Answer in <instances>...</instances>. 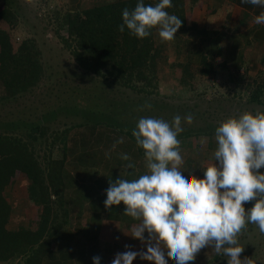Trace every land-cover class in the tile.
I'll return each mask as SVG.
<instances>
[{"label": "trees", "instance_id": "trees-1", "mask_svg": "<svg viewBox=\"0 0 264 264\" xmlns=\"http://www.w3.org/2000/svg\"><path fill=\"white\" fill-rule=\"evenodd\" d=\"M158 2L159 0H144L145 5H155ZM136 3L137 0H126L100 4L80 11L69 10L58 0H38L37 5L43 6L46 12L44 18L40 20L44 19L54 24V33L66 47L70 48L73 58L83 70L103 80L130 88L138 94H150L157 88L159 82L158 61L164 59L167 62L168 59L161 56L163 48L155 42L156 28L151 29L145 38L131 35L127 28L124 32L118 30L122 23V10L124 8L132 10ZM172 5L165 10L181 19L182 25L175 34L178 36L181 30L186 31L185 12L176 0H172ZM18 8L14 7L12 0L0 3V109L5 105L12 107L28 95L31 97L30 94L39 86L45 75L41 49L35 35L30 32V27L26 26L25 31L28 35L22 40L17 41L14 38V29L18 23L21 24V21L18 22L19 16L25 17ZM44 20L41 21L47 27L48 23ZM60 30L66 32L65 36H61ZM176 64L178 67H174V64L170 66L173 69L180 67L182 71L178 77V84L194 85L195 75L191 73L189 61L185 64L180 62ZM210 66L211 64L205 60V73ZM69 79L64 76L57 80L58 85L71 82L62 90L68 96L61 104L57 102L62 98L58 93L52 94L54 90L50 86L47 87L46 93L53 95L54 101L48 102L45 99L39 103L31 101L30 105L27 104L28 110L25 111V106L18 109L19 106L16 104L14 109H17L18 114L0 118V264H64L60 259L62 255L64 259L70 258L67 257V249L65 251L56 249L54 242L56 235L66 223V219L59 217L57 213L61 210L58 198L61 169L59 166L54 167L56 173L51 176L59 179L57 182L48 183L44 168L35 154L36 146L41 144L45 123L49 121L47 118L56 119L61 125L69 126L86 123L92 118L94 121L98 120L95 119L97 114L101 116L115 114V120L108 118V121L118 124L130 123L135 129L137 121L148 115L147 109H143L140 101L136 102L135 112L132 114L133 108L126 101L121 104L116 100L108 104L105 101V93L102 94L103 89L99 90L102 93L80 91L76 78ZM258 85L249 90L247 103H264V97L262 98L264 85L261 83ZM57 90L60 92L59 87ZM57 105L60 107H56ZM127 113L132 115V120L129 118L126 120ZM34 127L38 128L37 132L33 131ZM193 129H183L178 136L200 132ZM204 129L206 132L214 131L208 130L207 127ZM50 161L47 164H52ZM18 178L31 179L36 186L42 210L35 229L18 225L15 228L9 227L12 206L6 189ZM55 206L59 207V210H55Z\"/></svg>", "mask_w": 264, "mask_h": 264}, {"label": "clouds", "instance_id": "clouds-1", "mask_svg": "<svg viewBox=\"0 0 264 264\" xmlns=\"http://www.w3.org/2000/svg\"><path fill=\"white\" fill-rule=\"evenodd\" d=\"M243 2L264 9V0ZM172 6V0L155 5L137 0L132 10H122L118 30L127 28L131 35L145 38L156 28L162 41H171L182 25L178 16L165 10ZM255 23L264 25V11L255 16ZM182 119L190 124L193 116L175 115L171 123L141 117L132 131L147 171L133 180L121 175L109 180L103 203L109 208L123 202V214L137 221L130 235L145 243L146 250L116 253L111 264H132L137 256L154 264H167L168 258L189 264L205 247L226 257L227 264H255L251 257L241 258L244 248L238 237L249 223L264 233V110H245L219 122L217 147L212 161L202 168V178L181 171L177 137L183 131ZM123 142V137L116 141ZM120 158L131 160L126 153ZM134 167L131 162L125 165V169ZM250 201L254 203L246 210ZM92 261L99 264L100 257L93 256Z\"/></svg>", "mask_w": 264, "mask_h": 264}, {"label": "crops", "instance_id": "crops-1", "mask_svg": "<svg viewBox=\"0 0 264 264\" xmlns=\"http://www.w3.org/2000/svg\"><path fill=\"white\" fill-rule=\"evenodd\" d=\"M120 1L126 0H58L72 11ZM176 1L185 12L186 31L181 30L172 40L174 46L170 65L178 67L177 62L185 64L189 61L193 75H223L225 80L228 76L229 82L242 92L244 87H247L245 91L251 89L248 83L254 84L255 76H259V83L264 85V25L255 23V16L264 9L243 0ZM161 55L166 57L164 48ZM205 60L211 64L206 73ZM167 72L179 73L180 76L182 71L179 67ZM245 77L247 84L244 83V86L240 82ZM196 79L194 85H179V89L197 91L202 88L201 85H206L199 83V86ZM222 85L228 89L224 83ZM95 122L85 127L83 123L76 127L73 125L61 140L63 164L58 185L61 210L57 213L59 217L66 219V223L54 242L56 249L68 251L69 260L64 259L63 255L60 258L64 264H93V256L100 257L99 264H111L116 253L146 250L145 243L130 235L131 227L137 221L123 214V202L109 208H105L103 203L109 180L114 181L120 175L133 180L147 171L143 150L137 147L132 136L134 127L130 123H115L113 126ZM121 137L124 142L117 144L116 141ZM177 138L180 140L183 157L181 171H191L192 175L202 178V168L212 161L217 147L215 132L189 133ZM122 153L128 154L131 160H122ZM129 162L135 166L133 169H125ZM253 203H246L245 209L250 208ZM60 213L64 215L61 216ZM144 236L147 239V232ZM58 237L61 238L60 241L57 240ZM238 241L244 248L242 259L251 257L255 264H264V249L258 248L264 241V233L256 225L249 223L242 230ZM125 245L130 247L125 248ZM132 264L154 262L137 256ZM167 264H175V261L168 258ZM189 264H227V258L217 255L212 248L205 247Z\"/></svg>", "mask_w": 264, "mask_h": 264}, {"label": "rangeland", "instance_id": "rangeland-1", "mask_svg": "<svg viewBox=\"0 0 264 264\" xmlns=\"http://www.w3.org/2000/svg\"><path fill=\"white\" fill-rule=\"evenodd\" d=\"M3 1L4 0H0V3ZM12 1L14 7L18 8L19 6V11L21 10L25 16L24 18H20L19 16L18 22L21 21V24L17 22L19 25L14 29V38L17 41L22 40L24 36L28 35L26 32V26L30 27V32L35 35L36 41L41 49V58L45 74L43 80L39 83V86L36 87L34 92L30 94L32 96L29 97L28 95L26 98H23L16 103L19 106L18 109H23V106H25L24 111L28 110L27 104L30 105V103H32L31 101H33V103H39L42 99H45L48 102L54 101V96L47 95L46 93L47 87L49 88L50 86H52V90H54V92L51 93H58V96L60 95L62 98H60L61 100L57 102L58 104H61L63 99L68 96L62 90L66 87V84L69 85L71 82L68 81L65 82V85H58L57 80L60 77L64 78V76H66V78L69 79L70 76H73L70 77L69 80L76 78V83H78V89L80 91L85 90L86 92L93 93L99 92L100 89H103V93L101 91L100 92L102 94L105 93V101H107L108 104L114 103L116 100H118L121 104L123 101H126L128 105L133 108L131 109L132 114L135 112L134 107H136V102L139 101L142 103L139 104L143 105V109H147V117L151 116L153 118L163 119L169 123H171L175 115H180L183 118L187 114H191L193 116L192 123L189 124L182 119L181 126L184 130L194 128L195 130L202 132L206 131L204 128L207 127L209 128L208 130L213 129V132H215L219 122L229 116L238 117L240 113L245 110L253 112L257 109L264 110V103H247V94L249 92V90L245 91L247 87H244L245 90L242 92L239 88L237 89V86L232 85V82H229L230 77L228 78V76L226 77V80L223 75H210L212 76L211 78H207V76H195V78H197L196 83H200V85H207H201L202 88L197 91L182 88L186 86H182V89L180 90L178 84L179 73L176 74L167 72L168 70L170 71L173 69L169 65L170 61H172V47L174 46V42L172 40L162 41L159 38L157 31H155L154 34L155 42L164 48L166 57L168 56L167 58H169L170 56V58L167 62L164 59H160L158 61L157 77L159 82L157 88L151 91L152 93L138 94L130 90V88H126L109 80H103L100 77H96L83 70L76 63L70 52V48L66 47L54 33V24L52 22H46L44 19H41L44 20L45 23H48L47 27L44 26V23L40 20V18H44L46 12L43 6L38 7V0ZM60 34L61 36H65L66 32L60 30ZM162 57L164 58V56ZM246 79L247 77L243 78L240 84H247ZM255 79L256 84L248 83L251 89H254L259 86L258 84H260L259 81L261 78L259 76H255L253 82H255ZM218 80L221 82L218 83ZM222 82L228 86L227 90L223 87ZM87 85L89 87H87ZM57 87H59L60 92H58ZM48 90L52 91L51 89ZM263 97L264 89L262 91V98ZM16 104L12 107L5 105L3 109H0V118L4 119L5 117H9L13 114H18L19 112H17V109H14ZM149 104L151 105L150 108L146 106ZM56 107H60V105H57ZM31 109L29 111H31ZM120 111H122V109ZM126 115L128 116L126 120L128 118L132 120V115L129 113ZM114 117L115 114H112V116L111 114L109 116H101L97 114L95 119L98 118V120L95 121H97V123L111 124L114 126L116 124L113 121H108V118H110L109 120H115ZM57 118V120H59V116H57ZM47 121L48 123H45V130L40 139L41 144L36 146L35 154L40 161L41 166L44 168L46 181L51 183L52 181L57 182L59 179L53 175L51 176V174L56 173L54 167L59 166L62 172L61 166L63 164V151L60 148L61 140L63 136L69 132V128L73 127V125L63 126L60 122L56 121V119H52L50 117L47 118ZM95 121L92 118L91 121H87L86 123L84 122L82 125L85 127L86 125L95 124ZM74 126L76 127V125ZM33 131L37 132L38 128L34 127ZM48 161L52 164H47ZM61 172L59 173L60 178L62 177ZM29 182H32L31 179L18 178L11 185L7 186L6 195L9 202L13 206L9 227L15 228L18 225L35 229L38 226L42 206L38 199L36 186L34 183ZM53 198L54 195L52 199ZM54 208L55 210H59V207L57 206ZM60 215L62 216L64 213H60ZM57 240L60 241L61 238L58 237ZM263 242L258 248L264 249Z\"/></svg>", "mask_w": 264, "mask_h": 264}, {"label": "built area", "instance_id": "built-area-1", "mask_svg": "<svg viewBox=\"0 0 264 264\" xmlns=\"http://www.w3.org/2000/svg\"><path fill=\"white\" fill-rule=\"evenodd\" d=\"M195 176V175H194Z\"/></svg>", "mask_w": 264, "mask_h": 264}]
</instances>
